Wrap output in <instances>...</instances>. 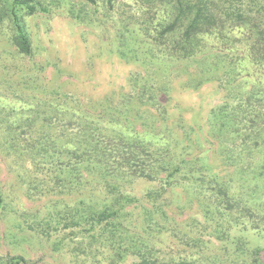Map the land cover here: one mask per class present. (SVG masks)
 <instances>
[{"label": "trees", "instance_id": "1", "mask_svg": "<svg viewBox=\"0 0 264 264\" xmlns=\"http://www.w3.org/2000/svg\"><path fill=\"white\" fill-rule=\"evenodd\" d=\"M57 9L140 69L96 104L2 66L0 264H37L27 233L72 264H264V0H0V33L31 57L26 18ZM182 73L223 93L200 124L169 104Z\"/></svg>", "mask_w": 264, "mask_h": 264}, {"label": "rangeland", "instance_id": "2", "mask_svg": "<svg viewBox=\"0 0 264 264\" xmlns=\"http://www.w3.org/2000/svg\"><path fill=\"white\" fill-rule=\"evenodd\" d=\"M79 1V0H74ZM32 39L33 55L20 56L15 48L10 45L0 33V76H5L3 65L12 57L19 67L11 79L20 75V68L25 70L34 60L45 65L41 83L49 88L65 90L77 96H90L96 104L107 99L112 91L125 86L129 73L139 70L136 62H124L109 52L108 42L102 27L98 22L83 23L67 16L63 9H57L50 14L38 13L26 18ZM179 75L176 89L169 104L174 113H181L189 124H200L208 108L218 103L223 93L218 89L213 80L203 83L196 89L181 86L183 80ZM0 93L1 89H0ZM0 100L8 99L0 96ZM199 122V123H198ZM10 174L0 159V182H9ZM107 179V178H106ZM107 180L113 182L112 178ZM120 190L127 195L141 198L144 193L157 186V182H150L142 178L124 176L116 178ZM25 202V201H24ZM36 202H25L33 206ZM3 225L0 226L2 231ZM22 248L26 257L36 260L37 264H72L69 254L53 252L47 242L39 243L34 234L22 235ZM264 260V253H262ZM132 259H127L119 264H131Z\"/></svg>", "mask_w": 264, "mask_h": 264}]
</instances>
